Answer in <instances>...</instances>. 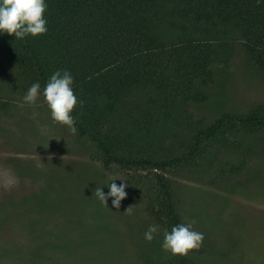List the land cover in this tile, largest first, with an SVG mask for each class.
<instances>
[{"label": "trees", "instance_id": "obj_1", "mask_svg": "<svg viewBox=\"0 0 264 264\" xmlns=\"http://www.w3.org/2000/svg\"><path fill=\"white\" fill-rule=\"evenodd\" d=\"M46 2V34L0 35V109L7 113L33 83L43 91L52 74L68 70L78 97L76 133L94 144L105 167L118 166L142 189L147 184L145 195L162 199L172 227L183 223L176 174L210 175L264 147V101L234 106L245 92L264 90V0ZM215 88L229 106L214 112ZM48 159L41 169L14 164L36 172L58 197L83 167ZM53 170L66 175L58 181ZM192 252L175 263L191 264Z\"/></svg>", "mask_w": 264, "mask_h": 264}, {"label": "rangeland", "instance_id": "obj_2", "mask_svg": "<svg viewBox=\"0 0 264 264\" xmlns=\"http://www.w3.org/2000/svg\"><path fill=\"white\" fill-rule=\"evenodd\" d=\"M218 90H212L208 108L214 112L229 106ZM235 101L245 110L264 101V90L245 92ZM44 157L59 166L83 167L74 168L78 174H70L58 197L36 172L14 164L20 159L41 169ZM231 158L226 170L210 175L176 174L182 222L204 236L191 264H264V147L244 161ZM61 175L66 172H50L58 181ZM111 182L128 184L119 209L112 198L105 207L93 196L98 186L107 194ZM147 188L133 184L118 166L105 167L92 142L54 122L42 95L35 105L0 109V264H176V255L161 247L164 232L172 228L170 218L162 199L145 195ZM154 224L159 234L148 242L144 233Z\"/></svg>", "mask_w": 264, "mask_h": 264}, {"label": "clouds", "instance_id": "obj_3", "mask_svg": "<svg viewBox=\"0 0 264 264\" xmlns=\"http://www.w3.org/2000/svg\"><path fill=\"white\" fill-rule=\"evenodd\" d=\"M47 7L46 0H0V35H13L15 40H24L28 36L38 37L46 34L48 32V21L45 18ZM73 85V75L68 70H58L51 75L43 91L39 82L33 83L23 96V101L25 104L35 105L42 95L52 120L67 126L75 134L76 119L72 113L78 104V97L74 93ZM79 104L82 107L83 101H79ZM106 185L110 189L107 194L103 187L98 186L93 196L105 207H108V200L112 198V207L119 209L121 202L127 197L128 184L125 182L117 185L111 182ZM158 234L159 226L154 224L144 233V238L152 242ZM163 237L162 249L172 255L181 256L199 249L204 240L203 234L195 231L192 223L177 224L171 228V231H165Z\"/></svg>", "mask_w": 264, "mask_h": 264}]
</instances>
